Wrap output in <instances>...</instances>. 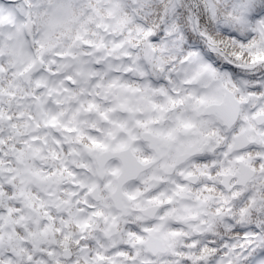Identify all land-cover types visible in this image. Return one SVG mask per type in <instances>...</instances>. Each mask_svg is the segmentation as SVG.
<instances>
[{
	"label": "snow or ice",
	"instance_id": "6c2138e0",
	"mask_svg": "<svg viewBox=\"0 0 264 264\" xmlns=\"http://www.w3.org/2000/svg\"><path fill=\"white\" fill-rule=\"evenodd\" d=\"M0 264H264V0H0Z\"/></svg>",
	"mask_w": 264,
	"mask_h": 264
}]
</instances>
